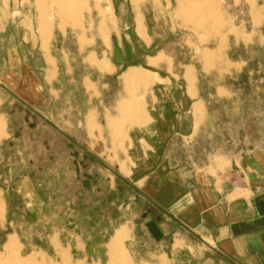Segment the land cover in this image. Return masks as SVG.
Here are the masks:
<instances>
[{"label": "crops", "instance_id": "0c3cea01", "mask_svg": "<svg viewBox=\"0 0 264 264\" xmlns=\"http://www.w3.org/2000/svg\"><path fill=\"white\" fill-rule=\"evenodd\" d=\"M30 31L17 25L0 33V178L15 181L22 194L21 181L37 190L40 176L60 180L71 171L89 174L96 163L94 185L105 194L88 207L93 216L97 209L104 214L101 230H110L109 242L118 238L134 260L264 264V141L199 165L181 161L176 153L179 139L194 143L202 138L208 100L227 85L208 92L190 62L181 76L172 72L174 67L162 73L129 65L116 76L119 90L113 91L118 65L104 71L96 56L90 65L98 77L77 75L63 87L61 62L51 52L52 63L45 53L43 61L34 60L37 43L31 42ZM65 36L61 30L59 37ZM243 52L231 51L228 61L247 63ZM130 68L147 72L148 91L144 86L143 93L125 91L122 76ZM102 177L107 185L101 186Z\"/></svg>", "mask_w": 264, "mask_h": 264}, {"label": "rangeland", "instance_id": "374dc122", "mask_svg": "<svg viewBox=\"0 0 264 264\" xmlns=\"http://www.w3.org/2000/svg\"><path fill=\"white\" fill-rule=\"evenodd\" d=\"M0 7V33H10L17 25L31 29V42L41 44L39 54L37 45L32 48L34 60L43 61L42 53L49 63L56 57L63 87L77 75L98 77L90 65L96 56L104 71L118 65L111 79L113 91L119 90L116 76L129 65L162 73L174 67L172 72L181 76L190 62L208 83V92L214 85H227L208 100L202 138L177 141L181 161L199 165L221 159L219 153L262 146L264 0H0ZM61 30H66L65 39L59 37ZM244 44L251 45L244 49ZM233 50H244L241 56L247 63L228 61ZM122 77L127 93L151 86L147 72L139 68H130ZM95 164L89 174L65 172L60 180L53 174L49 179L40 176L37 190L21 181L22 194L15 181L0 178V264H170L157 263L156 258L150 263L134 260L118 238L109 242L110 230H101L104 214L97 209L93 216L88 207L105 194L94 185L99 178ZM87 182L90 187L83 188ZM107 184L102 177L101 186ZM78 231L84 236L76 235Z\"/></svg>", "mask_w": 264, "mask_h": 264}, {"label": "bare ground", "instance_id": "6f19581e", "mask_svg": "<svg viewBox=\"0 0 264 264\" xmlns=\"http://www.w3.org/2000/svg\"><path fill=\"white\" fill-rule=\"evenodd\" d=\"M8 252V251H7Z\"/></svg>", "mask_w": 264, "mask_h": 264}]
</instances>
